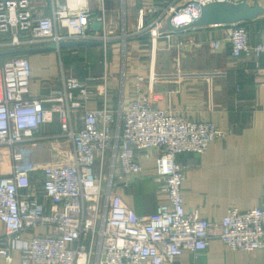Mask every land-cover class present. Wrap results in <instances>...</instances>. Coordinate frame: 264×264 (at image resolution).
I'll use <instances>...</instances> for the list:
<instances>
[{
	"label": "built area",
	"instance_id": "2783aa9c",
	"mask_svg": "<svg viewBox=\"0 0 264 264\" xmlns=\"http://www.w3.org/2000/svg\"><path fill=\"white\" fill-rule=\"evenodd\" d=\"M210 1L226 0L168 4L154 21L141 23L138 29L154 33L155 39L168 37L166 18L174 28L186 25ZM95 8L103 21V0H52L51 14L38 16L34 0H0V50L73 39L98 40L106 49L107 30L90 29ZM224 25L228 28L221 40L230 43L233 56L259 59L256 66L264 82V38L250 42L249 27L241 21ZM221 40L209 43L219 48ZM171 46L161 47L159 68L167 62ZM149 74L162 75L154 69ZM91 79H80L61 66L57 79L49 81V90L32 97L28 56H12L0 65V146L9 151L6 156L0 151V221L4 225L0 254L8 261L17 250L20 264H164L173 262L184 249H205L213 235L230 252L262 249L264 253V181L261 204L248 210L231 206L220 219L209 220L198 208L184 209L185 169L176 156L202 153L227 131L213 121L166 112L145 93L112 108L105 78L95 89L102 104L88 108ZM55 115L58 134L43 135V126L54 122ZM39 140L53 152L51 162L32 160V146ZM137 151L153 156L156 165L153 181L160 200L156 211L146 215L128 206L117 189L142 178V154Z\"/></svg>",
	"mask_w": 264,
	"mask_h": 264
},
{
	"label": "crops",
	"instance_id": "0c3cea01",
	"mask_svg": "<svg viewBox=\"0 0 264 264\" xmlns=\"http://www.w3.org/2000/svg\"><path fill=\"white\" fill-rule=\"evenodd\" d=\"M264 5V0H248ZM34 14L50 15L52 0H34ZM187 0H103L104 27L110 38L104 49L101 41L56 47L46 46L25 53L32 65V80L29 94L40 96L49 90L51 79H57L60 68L76 74L80 79L94 77L89 82L87 107L102 104V97L96 94V85L107 82V97L112 108L135 94H147L154 106L166 112L183 115L192 120L213 121L227 131L223 138L210 142L202 152H181L176 160L184 165L182 197L184 209L198 208L199 214L209 220L220 219L228 208L239 210L261 204L264 181V82L260 76L254 55L233 56L231 45L221 39L227 25L165 27L170 36L155 39L154 33L138 29L156 19L168 4L183 5ZM151 8L152 10H148ZM102 16L93 9L92 19ZM250 31V42L264 38V15L243 20ZM90 29H92L90 27ZM99 29V30H100ZM95 30V29H92ZM170 30V31H169ZM166 32V33H167ZM220 39L221 46L213 48L210 40ZM170 47L168 60L159 68L158 54L161 47ZM33 46L24 44V46ZM162 73L153 78L150 70ZM142 76V80L138 79ZM81 125V120L76 121ZM59 124L46 123L42 128L45 136L58 134ZM31 149L32 160L37 164L51 162L53 152L48 150L44 140L36 141ZM142 154L140 164L143 176L133 179L127 187L119 186L128 206L137 214L154 213L159 196L154 186L155 162ZM153 153V152H152ZM41 171L37 172L40 177ZM152 181L153 186L147 184ZM137 181L142 186L136 192ZM156 184V183H155ZM148 185V186H147ZM47 211L50 201L46 200ZM4 225L0 221V234ZM25 237L28 234L24 235ZM0 264H20L19 253L13 250L10 260L0 254ZM164 264H264L262 249L250 252L228 251L220 237L211 236L205 249L190 251L184 249L173 262Z\"/></svg>",
	"mask_w": 264,
	"mask_h": 264
},
{
	"label": "water",
	"instance_id": "95a60500",
	"mask_svg": "<svg viewBox=\"0 0 264 264\" xmlns=\"http://www.w3.org/2000/svg\"><path fill=\"white\" fill-rule=\"evenodd\" d=\"M260 15H264V5L258 2H249L248 0L241 1H210L201 6L199 16L186 24L187 26H206L209 24H226L230 22H237L249 19H255ZM102 25L101 20L92 19L90 27L99 30ZM167 27L174 28L167 22ZM144 35H149L150 32L146 31ZM98 42L96 40H62L54 45V47H72L73 45L90 44ZM39 48L35 46H8L0 50V56L15 55L35 51Z\"/></svg>",
	"mask_w": 264,
	"mask_h": 264
},
{
	"label": "rangeland",
	"instance_id": "374dc122",
	"mask_svg": "<svg viewBox=\"0 0 264 264\" xmlns=\"http://www.w3.org/2000/svg\"><path fill=\"white\" fill-rule=\"evenodd\" d=\"M253 3V2H252ZM54 45H55V43L54 42H52V41H49V42H42V43H39V44H34L33 46H35L36 48H43V47H47V48H50V49H52V50H54V49H56V47H54ZM29 58V57H28ZM30 60V59H29ZM0 151H4V155L6 156V155H8V153H9V151H8V148H7V146H0ZM1 165H3V163L2 162H0V166ZM137 183L138 184H134V185H137V186H135L134 187V189H135V191L136 192H141V189H142V186L140 185V183L137 181ZM147 184L149 185V186H152V187H156L157 185L154 183V186H153V183H152V181H148L147 182ZM147 185V186H148Z\"/></svg>",
	"mask_w": 264,
	"mask_h": 264
},
{
	"label": "trees",
	"instance_id": "16d2710c",
	"mask_svg": "<svg viewBox=\"0 0 264 264\" xmlns=\"http://www.w3.org/2000/svg\"><path fill=\"white\" fill-rule=\"evenodd\" d=\"M25 54V53H22ZM22 54H15V55H5V56H0V65L5 61V59L12 57V56H21Z\"/></svg>",
	"mask_w": 264,
	"mask_h": 264
}]
</instances>
